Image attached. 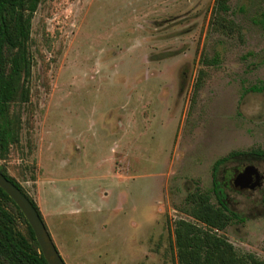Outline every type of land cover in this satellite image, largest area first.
Masks as SVG:
<instances>
[{"label":"rangeland","instance_id":"rangeland-1","mask_svg":"<svg viewBox=\"0 0 264 264\" xmlns=\"http://www.w3.org/2000/svg\"><path fill=\"white\" fill-rule=\"evenodd\" d=\"M213 5L40 0L28 100L11 104L19 138L0 165L65 264H178L186 194L248 163L264 174V90H250L264 80V0H229L232 30L210 26ZM227 192L239 218L219 232L264 258V186Z\"/></svg>","mask_w":264,"mask_h":264},{"label":"trees","instance_id":"trees-1","mask_svg":"<svg viewBox=\"0 0 264 264\" xmlns=\"http://www.w3.org/2000/svg\"><path fill=\"white\" fill-rule=\"evenodd\" d=\"M39 2L40 0H0V159L6 156L9 146L18 142L19 138V118L11 113V104L19 98L22 101L28 100L27 83L32 65L29 45L31 23ZM229 10V0H214L210 26L232 30L226 18ZM213 58L203 59L202 62L210 64ZM201 75L200 70L196 89ZM250 90L263 91L264 80L259 85H252ZM253 152L264 156V150ZM235 153L230 152L218 158L214 163V171ZM0 172L20 189L42 218L36 202L2 165ZM214 183L213 181L212 190L196 187L183 200L181 210L190 218H179L174 222L177 263L264 264V258L253 253L237 252L233 244L219 232L237 219V214L220 203L211 201V191L215 193ZM0 264H48L24 215L1 188Z\"/></svg>","mask_w":264,"mask_h":264},{"label":"water","instance_id":"water-1","mask_svg":"<svg viewBox=\"0 0 264 264\" xmlns=\"http://www.w3.org/2000/svg\"><path fill=\"white\" fill-rule=\"evenodd\" d=\"M253 175L255 176V181L250 183ZM234 184L240 188H253L258 184L257 168L254 165L245 166L243 170L237 174ZM0 188L13 200L24 215L48 264H65L50 237L44 221L40 218L32 203L20 189L1 172Z\"/></svg>","mask_w":264,"mask_h":264},{"label":"flooded vegetation","instance_id":"flooded-vegetation-1","mask_svg":"<svg viewBox=\"0 0 264 264\" xmlns=\"http://www.w3.org/2000/svg\"><path fill=\"white\" fill-rule=\"evenodd\" d=\"M254 156H257V157H264V156H261V155H257L255 154ZM247 165H254L256 168H257V172H258V184L255 185L253 188H240L238 186H236L234 184L235 182V178L237 176V174L239 172H241L243 170V168ZM225 170V169H224ZM236 171V170H235ZM255 181V176L253 175L250 183H253ZM214 185H215V197H216V200H217V203H220L221 205L227 207L229 210L235 212L237 214V218H239V212L232 208L228 203H227V199H228V192H227V189L232 186L233 189H237L238 191H255L257 190L258 188H261L262 186H264V174L262 173V171L259 169V167L257 166V164L255 163H248V164H245L239 171H237V173H235L234 175V178L231 181H229L228 179L225 178V175L224 174H221L220 178L219 179H216L214 180Z\"/></svg>","mask_w":264,"mask_h":264}]
</instances>
